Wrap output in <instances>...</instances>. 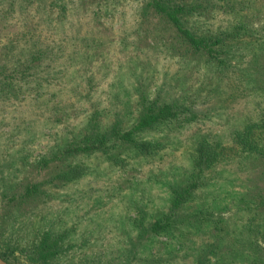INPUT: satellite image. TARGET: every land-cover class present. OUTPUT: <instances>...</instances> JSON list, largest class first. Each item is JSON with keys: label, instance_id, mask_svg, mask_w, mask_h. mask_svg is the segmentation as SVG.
<instances>
[{"label": "rangeland", "instance_id": "obj_1", "mask_svg": "<svg viewBox=\"0 0 264 264\" xmlns=\"http://www.w3.org/2000/svg\"><path fill=\"white\" fill-rule=\"evenodd\" d=\"M171 1L197 35H230L217 58L141 0H0L1 248L23 260L50 232L53 264H264V0ZM144 100L176 117L59 154Z\"/></svg>", "mask_w": 264, "mask_h": 264}, {"label": "trees", "instance_id": "obj_2", "mask_svg": "<svg viewBox=\"0 0 264 264\" xmlns=\"http://www.w3.org/2000/svg\"><path fill=\"white\" fill-rule=\"evenodd\" d=\"M142 9H153L157 14L165 17L167 22L175 29L177 34L189 44L195 51L207 55L210 58H217L221 53L224 43L230 36L229 34H215L199 36L192 31L184 22L183 16L186 12L193 9L191 6L181 5L172 2L171 0H141ZM1 74L8 76V70L2 68ZM1 90V81H0ZM176 117L174 106L163 103L157 104L155 101L141 103V111L135 123L127 129H122L119 122H116L112 127L101 132L98 125L95 123L94 127L88 129L87 133L80 140V142L70 141L66 146L60 150L59 154L63 157H74L92 152H106L108 142L115 140V142H124L130 144H138L135 140L137 133L143 132L153 128L158 123L171 120ZM208 159L201 157L196 167H207ZM199 183L193 182L188 187L176 189L174 192L170 215H168L163 222H155L149 227L144 228L145 233H158L173 221L176 211L183 206L186 200L190 198L192 193L198 188ZM53 233L47 232L42 237L33 249L32 253L23 258V260L15 255L14 250H9L8 247L1 248L0 258L7 264H53L63 249L62 237H55ZM1 245V243H0Z\"/></svg>", "mask_w": 264, "mask_h": 264}, {"label": "water", "instance_id": "obj_3", "mask_svg": "<svg viewBox=\"0 0 264 264\" xmlns=\"http://www.w3.org/2000/svg\"><path fill=\"white\" fill-rule=\"evenodd\" d=\"M0 264H7V263L0 258Z\"/></svg>", "mask_w": 264, "mask_h": 264}]
</instances>
